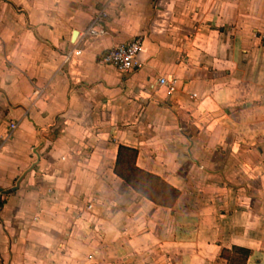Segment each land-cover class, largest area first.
I'll return each instance as SVG.
<instances>
[{
  "label": "crops",
  "instance_id": "0c3cea01",
  "mask_svg": "<svg viewBox=\"0 0 264 264\" xmlns=\"http://www.w3.org/2000/svg\"><path fill=\"white\" fill-rule=\"evenodd\" d=\"M103 9L107 34L66 63ZM137 37L141 69L102 62ZM120 146L180 192L173 207L115 173ZM233 249L264 264V0H0V264Z\"/></svg>",
  "mask_w": 264,
  "mask_h": 264
},
{
  "label": "trees",
  "instance_id": "16d2710c",
  "mask_svg": "<svg viewBox=\"0 0 264 264\" xmlns=\"http://www.w3.org/2000/svg\"><path fill=\"white\" fill-rule=\"evenodd\" d=\"M137 157V150L120 146L115 173L141 197L157 206L173 207L180 197V192L162 178L139 169L136 165ZM249 256L250 252L244 249L224 250L222 253L228 264H246Z\"/></svg>",
  "mask_w": 264,
  "mask_h": 264
},
{
  "label": "built area",
  "instance_id": "2783aa9c",
  "mask_svg": "<svg viewBox=\"0 0 264 264\" xmlns=\"http://www.w3.org/2000/svg\"><path fill=\"white\" fill-rule=\"evenodd\" d=\"M107 17L106 9L98 12L78 44L66 55V63L71 62L74 57L81 56L82 49L79 47L80 43L85 44L88 41L101 38L107 34L104 27ZM143 51L144 40L141 37H137L129 43L120 44L110 49L103 55L102 62L114 66L122 73H130L143 67V63L140 60ZM159 82L162 87L168 90L169 94L176 90V82L174 81L161 78ZM16 128L17 126L15 124L11 126L12 133Z\"/></svg>",
  "mask_w": 264,
  "mask_h": 264
}]
</instances>
